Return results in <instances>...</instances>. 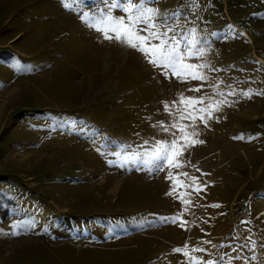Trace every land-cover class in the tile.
Returning a JSON list of instances; mask_svg holds the SVG:
<instances>
[{"label":"rangeland","instance_id":"1","mask_svg":"<svg viewBox=\"0 0 264 264\" xmlns=\"http://www.w3.org/2000/svg\"><path fill=\"white\" fill-rule=\"evenodd\" d=\"M144 2L205 79L89 27L103 0H0V264H264V0ZM174 123L180 167L121 166Z\"/></svg>","mask_w":264,"mask_h":264},{"label":"snow or ice","instance_id":"2","mask_svg":"<svg viewBox=\"0 0 264 264\" xmlns=\"http://www.w3.org/2000/svg\"><path fill=\"white\" fill-rule=\"evenodd\" d=\"M82 4H84V0H64V7L68 9H74V7H79ZM113 8H121V4L117 0H103V7L97 9L96 13L83 12L80 19L87 23L89 27H94L97 31L102 32L105 39L119 41L139 51L150 64L163 67L177 77L206 78L196 71L197 68L206 65L200 66L185 63L186 56L203 53L202 49L197 48V45L201 43L199 40L195 38L186 40L182 50L181 40L177 39L176 35L169 36V32H174L175 28L167 24V18H163V24L157 23V20L161 19V14L157 9L146 6L144 0H140V3H133L132 0H128V3L122 8L123 12L126 13L125 16H112ZM190 31L195 32L194 29ZM244 95H250V93H244ZM180 102H187L191 106L199 103L192 97H181ZM211 107L209 105V109ZM165 110H169L167 103L165 104ZM200 111L205 110L201 109ZM171 127L179 128L182 134L180 139L184 140L183 145H178L177 138L172 139L170 143L158 141L155 148L151 151L143 153L133 152L122 156L121 160L123 163L121 166L131 162L137 166L142 165L149 171H154L159 170L161 164L167 162L169 167H180L178 157L181 155L182 149L195 143H202V141L190 140L189 137L195 136L196 133L186 132L182 125L174 123ZM163 130L168 131L169 128L165 127ZM169 178L174 181L173 191H175L177 182L171 176V173H169ZM184 203H188V201H184ZM165 219H171L175 222L177 217ZM174 251L179 252L181 249H174ZM207 264H213V262L208 261Z\"/></svg>","mask_w":264,"mask_h":264}]
</instances>
